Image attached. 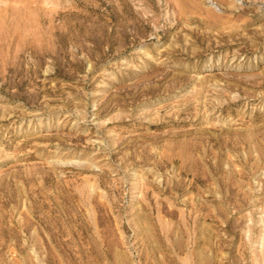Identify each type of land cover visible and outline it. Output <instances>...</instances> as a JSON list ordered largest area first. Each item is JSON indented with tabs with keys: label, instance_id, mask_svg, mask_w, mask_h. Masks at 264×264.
<instances>
[{
	"label": "rangeland",
	"instance_id": "1",
	"mask_svg": "<svg viewBox=\"0 0 264 264\" xmlns=\"http://www.w3.org/2000/svg\"><path fill=\"white\" fill-rule=\"evenodd\" d=\"M0 264H264V0H0Z\"/></svg>",
	"mask_w": 264,
	"mask_h": 264
}]
</instances>
